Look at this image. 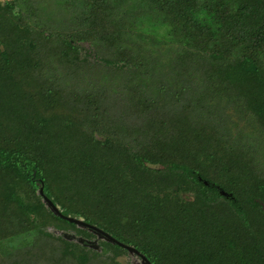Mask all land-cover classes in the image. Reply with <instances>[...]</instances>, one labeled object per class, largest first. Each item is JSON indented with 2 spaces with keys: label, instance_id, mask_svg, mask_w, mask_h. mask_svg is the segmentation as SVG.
I'll use <instances>...</instances> for the list:
<instances>
[{
  "label": "trees",
  "instance_id": "obj_1",
  "mask_svg": "<svg viewBox=\"0 0 264 264\" xmlns=\"http://www.w3.org/2000/svg\"><path fill=\"white\" fill-rule=\"evenodd\" d=\"M42 185L153 264H264V0H0V264H122Z\"/></svg>",
  "mask_w": 264,
  "mask_h": 264
},
{
  "label": "water",
  "instance_id": "obj_2",
  "mask_svg": "<svg viewBox=\"0 0 264 264\" xmlns=\"http://www.w3.org/2000/svg\"><path fill=\"white\" fill-rule=\"evenodd\" d=\"M43 185L40 187L39 189V193L42 195L43 199H44V202L46 203V205L57 215L65 218V219H68L69 221H72L74 223H76L77 225L79 226H83V227H87L89 228L91 231H93L96 235H97V238H103L107 241H110V242H113V243H116V244H119L120 246L126 248L127 250H129L131 253H134L136 254L138 257H140V260H141V264H153L150 259L144 254L142 253L139 249H137L134 245L132 244H128V243H125L123 241H120L119 239H117L116 237H114L111 233H109L108 231L104 230L103 228L95 225V224H92V223H89V222H86L83 218L81 217H76V216H72V215H67V214H64L61 210H60V207L53 202V200L47 196L45 193H44V189H43ZM84 238H80V241H83ZM88 242L90 243V245L94 248H98V245H97V239H95L94 241H90L88 240Z\"/></svg>",
  "mask_w": 264,
  "mask_h": 264
},
{
  "label": "rangeland",
  "instance_id": "obj_3",
  "mask_svg": "<svg viewBox=\"0 0 264 264\" xmlns=\"http://www.w3.org/2000/svg\"><path fill=\"white\" fill-rule=\"evenodd\" d=\"M71 234H75L76 237H78L79 235L76 234V232L74 230H69L67 231ZM28 238V236H27ZM90 241H94L95 240V237H90L88 238ZM14 244H17L18 243V239H15L13 241ZM98 243V242H97ZM119 260L122 264H141V260L137 257H135L134 255H132L131 253H121L120 254V257H119Z\"/></svg>",
  "mask_w": 264,
  "mask_h": 264
}]
</instances>
